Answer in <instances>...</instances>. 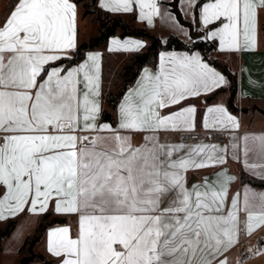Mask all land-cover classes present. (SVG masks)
Masks as SVG:
<instances>
[{
  "label": "snow or ice",
  "instance_id": "snow-or-ice-1",
  "mask_svg": "<svg viewBox=\"0 0 264 264\" xmlns=\"http://www.w3.org/2000/svg\"><path fill=\"white\" fill-rule=\"evenodd\" d=\"M133 4L149 24L159 15L154 0H109L103 6L131 12ZM258 9L264 10V0H213L203 6L202 17L205 24L227 21L211 33L222 49L239 50L241 38L246 48H255ZM76 14L71 0H16L0 24V219L3 210L16 215L29 203L30 211L43 213L49 200L56 212L77 214L76 238L68 227L49 235V251L65 255L62 264H214L239 242V211L246 213L247 235L264 227V192L245 189L242 209L237 193L225 212L227 184L234 177L201 191L189 190L182 176L190 166L224 163L223 148L196 145L176 157L185 145L145 136L144 145L133 146L121 130L191 126L194 107L167 116L156 109L197 96L201 88L211 91L224 77L198 55L170 57L167 66L162 55L160 73L152 76L146 69L121 103L118 127L97 125L99 105L89 97L99 94V54L72 69L52 68L40 79L45 65L76 47ZM112 44L125 51L143 47L138 40ZM207 113L215 124L239 128L223 107ZM204 126L210 127L207 115ZM243 141L246 167L264 169L247 164L251 151L264 158V134H246ZM205 154L206 161L193 159ZM219 264H227V257Z\"/></svg>",
  "mask_w": 264,
  "mask_h": 264
},
{
  "label": "crops",
  "instance_id": "crops-1",
  "mask_svg": "<svg viewBox=\"0 0 264 264\" xmlns=\"http://www.w3.org/2000/svg\"><path fill=\"white\" fill-rule=\"evenodd\" d=\"M11 0H0V24L4 22L1 20L2 13L6 10L9 2ZM76 5V46L80 41H85L94 36L98 31V20L94 13L84 15L82 4L76 3L71 0ZM109 0H97L98 6L104 10H108L112 13L119 14L127 18L129 15L134 14L136 17V24L139 26H144L156 34H158L163 40H165L170 35H175L184 40L186 43H192L196 39L200 40H210L216 41V50H214L213 55L222 63L227 64L228 67L235 73L238 74L239 89L236 98V104L240 108L238 112H233L230 110L228 102L230 99V89L229 81L224 75V73L217 67L211 65L206 61L199 50H163L159 54L158 63L155 66L147 65L142 68L136 81L126 90L123 97L121 98L118 108H117V122L115 125L109 121L101 120V109H102V88H103V72H104V50L102 49H89L86 51L85 56L78 63L68 66L66 63H59L61 59L70 55V51L67 50L65 53H61L62 58L56 61H51L45 65L47 68L46 74L40 79L46 78L47 72L52 68H63L65 70L78 67L80 64L84 63L88 59L89 54H99V94L90 96V99L95 100L99 105V113L95 123L97 125L109 124L112 128H117L120 115L119 109L122 102H125V97L129 93L130 89L138 88L142 78L145 75V70L152 76H156L161 71V57L164 56L165 66L168 64V59L170 57H176L178 59L183 57H193L199 56L202 63L207 64L210 68L214 69L217 73L224 77V83L217 86H212L211 91H205L203 88L200 89V93L197 96H188L186 99L180 101V103L175 105H170L163 109H156L159 111L161 116H167L170 113L177 112L181 109L187 107H194L195 113L192 119V125H181L180 130H172L171 128L159 130L157 132H145V131H124L121 130L122 135L130 137V143L133 146H141L146 143L145 136H157L161 144L166 145H180L183 144L185 147L181 149L174 156L186 155L193 147L196 145H216L219 148H223L222 153L225 162L215 163L213 166H207L202 168H196L190 166L186 171H183L182 176L189 190H204L206 184H216V182L223 181L224 176H231L235 179L231 180L227 184V200L224 204L225 212L231 208V201L233 197L239 193V206L243 208V197L245 189L249 192H264L263 186H255L247 182H243L241 179V174L243 172L257 177L264 178V169L257 167L256 169H250L245 165L244 156V141L243 137L246 134L251 135H261L264 134V113L261 109H264V10L258 9L257 15V32H256V46L255 48H246L243 43V38H241V46L239 50L228 49L224 47L222 49L219 37H212L211 33L221 28L223 23L227 21L223 18L219 21H214L210 24H205L202 17L203 6L207 3L213 2V0H154L156 7L159 9V15H154L152 17V23L149 24L147 19L141 20L140 8L138 4H133V10L131 12L123 11H111L109 8L104 7L103 3H107ZM148 9H145L147 12ZM179 14V15H178ZM179 16V17H178ZM198 22L199 26H196ZM197 32L199 36L196 38L193 34ZM113 40H119L123 43L126 40H138L143 43V47L133 50L125 51L123 49L116 48L112 44ZM149 44V41L137 36H125L121 37L119 35H112L105 46V51L112 55L110 57V62L115 60L117 65L122 64L126 54L137 52L145 49ZM76 48V47H75ZM111 49V50H110ZM90 63V62H89ZM79 79L83 81V73H80ZM85 89L81 88V94ZM223 107L226 109L227 113L236 117L239 122V128H233L229 125L215 124L212 119V114L207 113L208 108ZM246 107V111H242L241 108ZM208 117V123L210 127L206 128L205 117ZM83 122L81 121V124ZM191 129H221L226 132V142L225 143H213L204 142L198 144H185L179 140V132L182 130ZM81 135H89L90 133L84 132ZM95 134V133H91ZM103 135H110L111 133L104 132ZM238 145V147H233ZM249 147L254 148L253 142L249 141ZM197 163L202 159L207 160L206 154L201 157H193ZM247 164H264V158H261L256 151H251L247 157ZM217 174H222L218 177ZM192 180V181H191ZM218 187V185H217ZM4 193V189L0 188V196ZM47 211H52L55 215L66 216L68 218L67 223L52 224L48 226L44 234L38 240L33 250L35 253L43 254L48 260H52L51 264H62V260L65 259V255L57 256L49 251V235L57 229L68 227L70 229V235L72 238H76L79 232V216L77 214L70 213H58L55 211V201L49 200ZM45 211V212H47ZM258 211V210H257ZM41 212L30 211V203L24 206V210L16 215H12L8 210H3L4 219H0V227L5 224V221L11 217H19L18 223L14 230L9 236L2 238L0 241V264H21V255L19 253L20 247L24 241L32 236L41 219L43 214ZM238 219L240 224V219H243L246 224V213L244 211L238 212ZM22 225H25L26 233L23 235L18 244L12 248L8 249L11 238L13 237L15 231ZM239 226V225H238ZM239 239V233H238ZM264 239V227L258 228L251 235L246 234L245 245L240 246L239 242L231 247L223 255H218L214 260V264H219V260L227 257V264H264V245L260 244V241ZM251 249V251H249ZM259 253V254H257ZM28 264H47L43 260L34 259L28 262Z\"/></svg>",
  "mask_w": 264,
  "mask_h": 264
},
{
  "label": "trees",
  "instance_id": "trees-1",
  "mask_svg": "<svg viewBox=\"0 0 264 264\" xmlns=\"http://www.w3.org/2000/svg\"><path fill=\"white\" fill-rule=\"evenodd\" d=\"M78 4L83 6V14L88 15L91 13L96 14L98 20L97 33L85 41H80L76 48L70 51V55L64 57L59 63H66L68 66L78 63L85 56V53L89 49H102L104 50V72H103V88H102V109L101 120L109 121L113 125L117 122V108L118 104L123 97L126 90L136 81L140 71L147 65L155 66L158 63L159 54L163 50H199L206 61L211 65L220 69L230 85L231 92L228 102L230 110L238 112L240 108L236 104V98L239 89L238 74L233 72L227 64L219 61L213 52L216 50V41L200 40L196 39L192 43H186L184 40L175 35H170L163 40L158 34L151 29L139 26L136 24V17L134 14L125 18L122 15L112 13L108 10H104L97 4V0H74ZM16 0H11L2 13L1 20L5 19L10 7L14 6ZM112 35L125 36H137L142 37L149 41L148 46L137 52H132L125 55L122 64L116 66L115 70L118 72L116 78L112 82L108 78V68L110 66V55L105 51V46L108 39ZM47 68L41 77L46 74ZM112 80V79H111ZM242 111H246L247 108H241ZM264 113V109H261ZM243 182L250 183L255 186L264 187V178H257L251 176L245 172L241 174ZM19 217H11L5 221V224L0 227V241L10 235L18 223ZM68 218L66 216L55 215L52 211H47L43 214L42 219L35 231V233L28 237L22 246L19 253L21 259L31 257L30 261L39 259L45 261L47 264H51L52 260H48L43 254L35 253L33 247L35 243L40 240L42 235L48 226L52 224L67 223ZM260 244L264 245V239L260 241ZM29 261V262H30Z\"/></svg>",
  "mask_w": 264,
  "mask_h": 264
},
{
  "label": "built area",
  "instance_id": "built-area-1",
  "mask_svg": "<svg viewBox=\"0 0 264 264\" xmlns=\"http://www.w3.org/2000/svg\"><path fill=\"white\" fill-rule=\"evenodd\" d=\"M179 140L185 144H198L204 142L213 143H225L226 142V132L221 129H191L182 130L179 132ZM246 239V224L243 219H240L239 224V245L244 246Z\"/></svg>",
  "mask_w": 264,
  "mask_h": 264
},
{
  "label": "rangeland",
  "instance_id": "rangeland-1",
  "mask_svg": "<svg viewBox=\"0 0 264 264\" xmlns=\"http://www.w3.org/2000/svg\"><path fill=\"white\" fill-rule=\"evenodd\" d=\"M179 15V14H178ZM179 17V16H178ZM116 66H118L115 63V60L110 62V66L108 68V78L110 83L112 84V82L114 81V79L117 76V71L115 70ZM112 79V80H111ZM25 225L20 226L14 233L13 237L10 240V243L8 245V249L12 250V248H14L18 242L21 240V238L23 237V235L26 233V228L24 227ZM1 259V257H0Z\"/></svg>",
  "mask_w": 264,
  "mask_h": 264
},
{
  "label": "water",
  "instance_id": "water-1",
  "mask_svg": "<svg viewBox=\"0 0 264 264\" xmlns=\"http://www.w3.org/2000/svg\"><path fill=\"white\" fill-rule=\"evenodd\" d=\"M262 22H264V19H262ZM196 26L198 27L199 26V24H198V22L196 23ZM193 36L194 37H198L199 36V33H197V32H195L194 34H193ZM192 181V180H191ZM31 260V257H26V258H24L22 261H21V264H28V262Z\"/></svg>",
  "mask_w": 264,
  "mask_h": 264
}]
</instances>
